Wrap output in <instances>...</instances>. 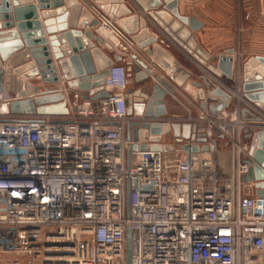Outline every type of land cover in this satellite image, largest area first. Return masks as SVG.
<instances>
[{
  "label": "built area",
  "instance_id": "2783aa9c",
  "mask_svg": "<svg viewBox=\"0 0 264 264\" xmlns=\"http://www.w3.org/2000/svg\"><path fill=\"white\" fill-rule=\"evenodd\" d=\"M92 12L104 49L133 61L132 37L99 7ZM242 64L234 69L232 100L217 103L215 114L213 103L202 108L196 98L194 116L184 103L186 116H146L147 100L133 101L129 115L124 62L112 65L104 84L108 96L99 99L68 91L57 68L60 84L51 90L64 94L67 114L15 116L10 101L1 100L0 264H264V197L247 193L242 179L249 149L243 130L264 129V122L242 118L243 107L258 109L242 96ZM135 120L204 123L209 141L218 129L231 142L232 167L225 168V152L147 148L132 153L128 169L127 124ZM173 142L170 129L161 144Z\"/></svg>",
  "mask_w": 264,
  "mask_h": 264
},
{
  "label": "water",
  "instance_id": "95a60500",
  "mask_svg": "<svg viewBox=\"0 0 264 264\" xmlns=\"http://www.w3.org/2000/svg\"><path fill=\"white\" fill-rule=\"evenodd\" d=\"M89 1L96 3L116 20L144 49L145 55L133 53V61L127 62V75L137 85L127 90L129 115L134 111L133 101L144 100H147L146 116L167 115V97L175 94L177 88H184L190 93L196 89L198 98L202 99V108L208 107L207 99L215 101L210 107L211 114L216 113L217 103L229 105L232 95L209 75L211 73L225 84L234 86V57L230 54L234 50L215 57L205 52L193 34V31L202 28L203 23L194 16L182 15L178 9L179 0L136 1L147 11L148 19L202 66L205 73L200 76V81H189L194 72L163 44V40H159L152 26H148V19L134 12L126 0ZM98 23L95 14L80 0H0V101H10L8 109L12 115L69 112L64 94L51 90L60 84L58 67L67 80L68 91H80L84 98L108 96L104 87L106 76L112 65L124 62L125 58L119 53L109 54L104 49L102 37L95 31ZM153 62L166 71L171 83L154 73ZM152 75L157 82L151 80ZM37 76L41 78V85L34 82ZM241 92L243 98L264 113V56H252L243 62ZM242 118L256 124L264 122L263 116L255 114L248 107L242 108ZM170 129L174 142L161 144L162 135ZM215 133L216 138L209 141L204 133V123L174 122L162 125L130 121L127 124V138L132 144L127 149L128 169L134 158L132 153L147 148L166 152L181 149L186 152H217V140H223L225 136L218 129H215ZM243 139L249 145L243 159V163L248 165L243 182L252 183L255 194L264 197V129L245 127ZM183 140L190 141L192 145L179 147ZM148 143H152L150 147ZM127 184L129 207V180ZM127 256L130 263V229L127 232Z\"/></svg>",
  "mask_w": 264,
  "mask_h": 264
},
{
  "label": "crops",
  "instance_id": "0c3cea01",
  "mask_svg": "<svg viewBox=\"0 0 264 264\" xmlns=\"http://www.w3.org/2000/svg\"><path fill=\"white\" fill-rule=\"evenodd\" d=\"M80 1L87 4L91 11L92 6L98 7V5L93 1ZM126 1L129 6L133 8L134 12H138L146 18L148 17L147 11L139 2L136 0ZM34 4L37 3L34 1ZM178 9L182 15L194 16L203 23L202 28L193 31V34L195 35L199 46L203 48L205 52L215 57L228 52L230 49L234 50L230 53L234 57V69L237 63H243L249 57L258 55L264 56V0H179ZM147 22L148 26H152L151 28L153 31L158 34L159 40H163V44L167 46L186 67L194 72L193 77L189 81H200V76L205 73L202 66L193 60L162 30H160L152 20L148 19ZM135 44L136 48L133 49V53H143L145 55L144 49L139 47L137 43ZM147 59L152 61L150 56H147ZM164 72L166 73L165 70ZM209 76L215 80L220 87L224 88L229 93H231L235 86L225 84L211 73ZM34 82L39 85L42 84L38 77H36ZM180 93H182V95H186L189 105L195 109V113L197 114L199 112V108L192 103L191 100L196 103L198 91L193 89L192 93H190L184 88L178 90V93L175 96L169 95L167 97L166 101L168 104L169 114H178L182 116L188 114L187 110L184 112L185 107L183 102L177 97ZM245 101L248 102L247 99H245ZM169 102L172 103L169 105ZM178 103L183 107V109L180 108ZM212 103H215V101L207 99L208 105ZM250 110L257 115H264V113L261 114L258 109L250 108ZM248 116L250 117L249 114ZM166 140H171V138L169 139V137H167ZM217 142L223 143L224 146L231 143L225 139H218ZM243 143L248 142L243 139ZM223 158L225 168L230 170L233 164L231 158L224 155L222 159ZM245 190L249 194H255L256 191L254 185L249 183L245 185Z\"/></svg>",
  "mask_w": 264,
  "mask_h": 264
},
{
  "label": "rangeland",
  "instance_id": "374dc122",
  "mask_svg": "<svg viewBox=\"0 0 264 264\" xmlns=\"http://www.w3.org/2000/svg\"><path fill=\"white\" fill-rule=\"evenodd\" d=\"M239 28V27H238ZM237 28V29H238ZM124 63L127 65V60L126 61H124ZM129 85H130V87H136L137 85L134 83V81H133V78L131 77V78H129ZM177 97L184 103V104H186V105H188V106H190L189 105V102L187 101V97H186V95H182V93H180L179 95H177ZM172 102H169V105L171 104ZM175 103H177V102H175ZM179 104V103H178ZM180 105V104H179ZM180 108H182L183 109V107L180 105ZM191 110H192V112H193V116L194 115H196V113H195V109L193 108V107H191ZM183 111V110H182ZM184 112H186V109L184 108ZM188 115V114H187ZM186 116V115H185ZM171 137H169V139H170ZM223 143H219V149H218V152H225L224 153V156H227L228 158H231V153H232V150H231V145H229L230 147H227V146H224V144L222 145ZM221 159H222V157H221ZM224 160V158L222 159V161Z\"/></svg>",
  "mask_w": 264,
  "mask_h": 264
},
{
  "label": "bare ground",
  "instance_id": "6f19581e",
  "mask_svg": "<svg viewBox=\"0 0 264 264\" xmlns=\"http://www.w3.org/2000/svg\"><path fill=\"white\" fill-rule=\"evenodd\" d=\"M0 107H2V109L5 108V107H3V105H1Z\"/></svg>",
  "mask_w": 264,
  "mask_h": 264
},
{
  "label": "flooded vegetation",
  "instance_id": "af4514ba",
  "mask_svg": "<svg viewBox=\"0 0 264 264\" xmlns=\"http://www.w3.org/2000/svg\"><path fill=\"white\" fill-rule=\"evenodd\" d=\"M129 88H130V86H129Z\"/></svg>",
  "mask_w": 264,
  "mask_h": 264
}]
</instances>
